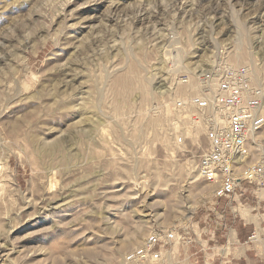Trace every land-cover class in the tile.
Returning <instances> with one entry per match:
<instances>
[{"label":"rangeland","instance_id":"obj_1","mask_svg":"<svg viewBox=\"0 0 264 264\" xmlns=\"http://www.w3.org/2000/svg\"><path fill=\"white\" fill-rule=\"evenodd\" d=\"M220 48L264 80V0H0V264H173L126 257L216 218L168 116Z\"/></svg>","mask_w":264,"mask_h":264},{"label":"built area","instance_id":"obj_2","mask_svg":"<svg viewBox=\"0 0 264 264\" xmlns=\"http://www.w3.org/2000/svg\"><path fill=\"white\" fill-rule=\"evenodd\" d=\"M186 76L182 84L194 87L169 104L168 122L179 142L186 140L189 127L201 130L208 146L198 168L216 186L215 197L235 196L244 181L264 190V144L257 137L264 127V80L251 64L231 61L225 48L208 68ZM176 237L174 230L155 231L126 258L146 260L156 246Z\"/></svg>","mask_w":264,"mask_h":264},{"label":"crops","instance_id":"obj_3","mask_svg":"<svg viewBox=\"0 0 264 264\" xmlns=\"http://www.w3.org/2000/svg\"><path fill=\"white\" fill-rule=\"evenodd\" d=\"M214 203L212 223L201 211L195 237L170 243L173 264H264V190L244 181L235 196Z\"/></svg>","mask_w":264,"mask_h":264},{"label":"bare ground","instance_id":"obj_4","mask_svg":"<svg viewBox=\"0 0 264 264\" xmlns=\"http://www.w3.org/2000/svg\"><path fill=\"white\" fill-rule=\"evenodd\" d=\"M116 6H117V4H116ZM107 10H108V9H107ZM108 15H109V14H108ZM109 18H110V17H109ZM113 18H114V17H113ZM114 19H115V18H114ZM251 19H252V18H251ZM114 21H115V20H114ZM117 21H118V20H117ZM238 26H239V24H238ZM242 26H243V25H242ZM237 28H238V27H237ZM237 28H236V29H237ZM240 28H241V27H240ZM240 28H239V29H240ZM246 30H247V29H246ZM241 31H242V30H241ZM245 32H247V31H245ZM241 34H242V33H241ZM241 34H240V35H241ZM244 34H245V33H244ZM244 34H242V35H244ZM246 35H247V34H246ZM235 37H237V39H238V34H237ZM243 37H244V36H243ZM240 38H241V37H240ZM241 41H242V40H241ZM236 43H237V42H236ZM177 44H178V43H177ZM230 46H231V45H230ZM238 46L241 47V44L239 43ZM240 47H239V48H240ZM239 48H238V49H239ZM177 54H178V53H177ZM236 54H237V53H236ZM212 56H213V55H212ZM237 58H238V57H237ZM181 59H182V58H181ZM206 61H208V58L202 60V64H199L198 67H202V65H204ZM196 68H197V67H196ZM260 70H261V69H260ZM260 72H261V71H260ZM256 75H257V74H256ZM148 76H149V75H148ZM148 80H149V79H148ZM144 81H146V80H144ZM145 83H146V86H147V82H145ZM148 83H149V82H148ZM188 85H189V84H188ZM190 86H193V85H190ZM190 86H189V87H190ZM186 87H187V86H186ZM189 87H187V88H189ZM184 89H185V87H184ZM188 91H189V89H188ZM97 112H98V111H97ZM97 118H98V117H97ZM95 121H96V120H95ZM165 124H166V123H165ZM165 127H166V126H165ZM153 128H154V127H153ZM195 129H197V130L200 131L199 128H195ZM57 145H59V142H58V141L54 144V146H57ZM54 146H53V147H54ZM60 147H61V146H60ZM52 149H53V148H52ZM78 156H79V155H78ZM138 186H139V185H138ZM138 188H139V187H138ZM142 191H143V190H142ZM150 254H151V253H150ZM149 256H150V255H149Z\"/></svg>","mask_w":264,"mask_h":264}]
</instances>
